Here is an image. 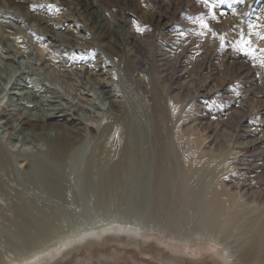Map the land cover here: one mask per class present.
<instances>
[{"label":"rangeland","instance_id":"obj_1","mask_svg":"<svg viewBox=\"0 0 264 264\" xmlns=\"http://www.w3.org/2000/svg\"><path fill=\"white\" fill-rule=\"evenodd\" d=\"M102 1L100 5L105 12L99 14L84 10L78 0H0V136L3 133L0 141L11 152L12 186L26 197L30 195V200L45 203L46 216L50 219L42 224L29 221L32 217L14 208L0 187V202L8 208H5L8 213L0 210V264L9 256L15 260L32 258L74 234L112 223L156 229L171 220L169 214L158 212L155 205L153 175L157 146L152 130L153 113L143 96L151 79L155 83L151 87L153 94L174 99L181 105L183 129L198 133L209 149L226 152L234 161L238 176L235 187L249 199L264 200V147L259 146H264V131L257 123L264 120V65L254 55L227 45L228 41L236 44L241 34L245 35L239 24L234 23L237 18L250 23L256 20L264 28V0H224L223 3L209 0L215 6L212 10L203 0H135L128 5L117 0ZM227 4L230 7L226 14L217 16L215 10ZM132 11L138 19L129 22L128 32L139 43L138 49L122 41L126 31L120 22ZM158 12L167 15L166 29L145 24V20L154 19ZM199 16L205 18L212 32H206L194 22ZM202 31L204 35L200 34ZM220 36L225 38L223 46ZM40 43L48 47L51 56L47 66L60 73L53 78L35 53ZM134 57L140 59L141 65L133 64ZM71 86L75 87V93ZM28 89L39 92L38 99L30 105L32 110L24 105ZM55 108L80 115L83 125L63 119L58 122L67 124L69 130L49 125L29 129L15 115L47 114ZM4 112L10 115L5 117ZM84 125L90 129L84 130ZM121 131L123 134L118 137ZM64 133L87 145L80 149L83 152H77L82 158L76 154L56 163L47 145ZM113 134L118 137V144ZM110 143L115 144L118 153L106 162V169L95 168L93 154ZM27 150L33 155L26 154ZM124 150L129 153L122 174L125 177L121 175L120 185L111 191L102 181L109 178ZM49 172L62 178V184L56 185L59 187L50 183L52 189L47 186ZM51 191H61V195ZM34 194L38 198L32 197ZM261 203L258 205L264 209ZM196 220L197 217L191 219V224L186 223L189 227H184L196 231ZM147 236L148 240L133 239L109 231L100 240L84 241L41 264H230L221 261L217 253L221 249L210 244L185 245L174 252L160 244L156 232ZM236 243L234 239L227 245L235 248Z\"/></svg>","mask_w":264,"mask_h":264},{"label":"bare ground","instance_id":"obj_2","mask_svg":"<svg viewBox=\"0 0 264 264\" xmlns=\"http://www.w3.org/2000/svg\"><path fill=\"white\" fill-rule=\"evenodd\" d=\"M78 1L80 2L81 6H82V8H84V10H90V11H93L95 13L97 12L99 14L101 11H103L102 13L105 12V9L102 8L100 5L101 2H104L102 0H78ZM117 1H122L124 3V5H128V3L133 2L135 0H117ZM25 2L27 3V1H25ZM229 7H230L229 4H227L223 8L215 10V13L217 14V16L226 14ZM132 12L133 13L125 14V18L123 17L121 19L120 23L124 26L125 31H126V34L123 36L122 41H124L125 44H127L128 46H136V48L138 49L137 46L139 43L137 44V40L134 39L133 37L129 36L130 34L128 32L129 22L132 19H138V16L136 15V13H134V11H132ZM263 18L264 17H262V19ZM254 19H256V16ZM246 20H244V18H240V19L237 18L234 20V23L239 24V26L242 28L243 32H245V35H246V36L244 35L245 38L251 40L252 47L256 50L254 53V56L257 57L260 62L264 61V53L260 52V49H264V31L262 32V30L264 28L261 29L262 26L259 25V23L256 20H255V23H250ZM145 24L155 26L156 28H159V29H166V27L168 26L167 15L165 13L158 12L154 19L145 20ZM260 30L262 33L260 32ZM7 32H9V29L7 30ZM7 32H5V33L8 35ZM11 32H13V31H11ZM11 36H13V35L11 34ZM9 38H10V36H9ZM11 42H12V40H11ZM228 42L229 43H227V45H230V46L235 45L231 41H228ZM43 43H45V42H43ZM12 44H13V42H12ZM16 45H14V46L16 47ZM35 47H37V46H34V49H35ZM242 52H245V51H242ZM35 53H36V55L38 54V56L45 62V68L44 69L48 72L49 75H51L52 78L55 77L53 75H55V74L59 75L60 74L57 72V70L55 72L54 70L50 69L53 67L49 68L47 66L49 61H51L49 59L51 56L49 57V55H50L49 50L45 44L39 45L37 48V51ZM126 56H127V54H126ZM36 58H37V56H36ZM60 61H61V59H60ZM132 61H133V64L136 66L141 65V61L138 57L132 58ZM56 65H54V66L56 67ZM44 69H43V71H44ZM130 71L131 70H129V73H130ZM47 72H45V73H47ZM66 72H67V70L65 71V73ZM100 73H102V72H100ZM57 79H56V81H57ZM60 81H61V78H60ZM53 83H55V82H53ZM65 83L68 84V81ZM66 84H65V86L67 87ZM154 84H155L154 80L151 79L149 81V85H148L149 88L146 90L143 88L144 90L143 89L142 90L145 91V93H146V95H143L144 97L146 96V99H145L146 105L149 107V109L153 113V129L152 130H153V133L155 135V143L157 146V161H156L157 165H156L155 172L153 175V179H154L153 184L155 186V196H157V204H155V205H156V210L158 212H160V213L162 212V215H163V213L169 214V216H171V220L169 222L166 220L167 224H163L162 226H157L156 229L147 228V227L145 229H142L140 227L134 226L135 224L134 225H130V224L124 225V224L112 223V224L106 225L104 227L91 229V230H87V231H82V232H79L78 234H74L73 236L69 237V239H64L60 242V244L51 246L47 250L39 253L38 255H36L32 258H29V259L15 260L11 256H9L8 258H6V260H4V264H41V262H45L47 260H52L57 255L63 253L66 250H69L72 246H74V247L79 246L84 241L100 240L109 231H112V233H116L118 235L123 234V235H126L128 237H133V239H139V237H140L141 239H146V240L149 239V237L147 235H151L152 231H153V232H156L157 234H159V236L156 239L158 241H160V244H162L165 248H167L171 251H174V252L175 251L178 252V249L180 250L181 247L185 246V245H198V244L203 243V244H210V246L221 249V251L217 250V253H218V257L224 263H230V264H264V209H262V207L260 205H258L261 202H262L261 204L264 205V200L263 201L259 200V202H260L259 203L256 200V198L253 199L254 197L252 199H249L248 198L249 196L247 197L245 195V193H243L240 190V188L235 187V185L237 184V180H238L237 177L238 176H237V172H236V170H237L236 164L234 163V161L229 159V157L225 154L226 152L225 153L224 152H215V151H212L211 149H209L204 138L201 135H199L198 133L194 132L193 130L183 129L182 125H181V118H180V115L182 112L181 105H179L178 102L175 101L174 99H166L161 94H157V95L153 94L154 93L153 88H151V87H153ZM62 85H63V83H62ZM25 86H24V88H26ZM137 87H139L141 89V86L137 85ZM28 88H30V87H28ZM40 88H42V87H40ZM68 90H70V89H68ZM71 90L74 93L76 91L74 86H71ZM21 93H22V91H21ZM145 93H143V94H145ZM18 94H20V93H18ZM20 95H22V94H20ZM23 95H25L24 92H23ZM38 95H39L38 91L36 92L33 89L29 90L26 93L27 99L24 101L25 107H27V108L29 107L31 109L30 105L32 104V102H34L38 99V97H39ZM77 95H80V94H77ZM42 96H43V94H42ZM50 97H51V94H50ZM42 98H44V96ZM3 99H2V101H3ZM23 99H25V98L23 97ZM51 99H53V97ZM19 100H18V103L21 101V100L20 101ZM12 102H14V101H12ZM37 103H39V102H37ZM49 103H50V101H49ZM40 104H42V102H40ZM40 104L37 105V108ZM11 106H13V104ZM14 107L15 106H13V108ZM59 108L58 109L55 108L52 110L50 109L51 112L49 111V112H47V114H43L42 112H41V114H39L40 112L38 111L39 113L34 114V115L30 114L28 116H25L22 113L21 114L17 113L15 115H17L18 121H20L23 125H25L29 129L36 128L40 125L41 126L45 125V127L47 125H49V127L52 126V127H54V129L59 128L62 131H64V130H69L68 125L65 123H59L58 121H62L63 119L68 121L70 119L74 122L80 123L83 120V119L81 120V118L79 117L80 115L76 116V114L74 115L70 111L67 112V111L63 110L62 108L61 109H59ZM15 110H16V107H15ZM66 110H68V109H66ZM17 112H19V111H17ZM0 113H2V112H0ZM9 115L10 114L4 112L5 117H8ZM83 122H85V121H83ZM94 122H95V120H94ZM97 122H98V120H97ZM257 123H258V127L260 128V130L264 131V120H260ZM89 124H91V123H89ZM81 125H83V124H81ZM81 125H80V127H82ZM128 125H127V127H128ZM107 126L108 125H106V127ZM78 128H79V126H78ZM38 129H40V128L38 127ZM59 129H57V130H59ZM88 129H90V126L84 125V130H88ZM70 130H72V128ZM111 130H113V129L111 128ZM127 131L129 132V129ZM81 132H82V130H81ZM109 132H110V129H109ZM67 133H69V132H67ZM86 133L87 132H85V134ZM1 134H2V136H0V139L2 140L3 139V133H1ZM122 134H123V131H121V133L118 135V137H121ZM130 134H131V132H130ZM68 135L64 133V134H62V136H59V137L57 136V140L55 138L54 141L52 140L53 138L52 139L50 138V140H52L51 144H49V145H47L48 143L46 144L47 146H50L49 147L50 148L49 149L50 150V156L56 161V163H57V160L58 161H65L67 159H71L72 157H74L77 154V152L82 151V150H80V149H82V146L84 144L82 142V140L79 141V139H78V142H77L74 140L75 136H74V138H72L73 135H72V137H70L71 135L70 136H68ZM74 135H76V134L74 133ZM113 136H114V134H113ZM9 137H10V135H9ZM103 137H106V135L105 136L103 135ZM107 138H108V136H107ZM117 138L115 137L114 141H116ZM47 140L49 141V139H47ZM55 140H56V142H55ZM109 140H112V139H109ZM117 141H116V143H117ZM113 143H115V142H113ZM125 144H123V145H125ZM84 145H87V144H84ZM259 146L261 148L264 147L261 145H259ZM125 147H126V145H125ZM84 148H85V146H84ZM95 149H97V148H95ZM121 150H123V148ZM127 150L129 151V149H127ZM93 153H95V152H93ZM117 153H118V149L115 146V144H111V143L107 144V145L105 144L104 147H102L98 150V153L93 154L96 156L95 162H94L95 168H97V169L104 168V165H106V162L112 160L116 156ZM26 154L33 155V153L28 151V150L26 151ZM10 156H11V152H10L9 148H7L6 146H2V142H1V144H0V169L2 170V173L0 174V187L4 190V194L9 198V200H11L14 208L17 207L23 214L32 217V219L29 221H33L36 224H42L43 222L48 223V221L50 219L48 220V218L46 216L47 213L45 211V208L47 205L45 203L41 204L37 201H33L32 199L30 200L28 198L30 196L29 194H28L29 196L26 197L22 192H20L21 190L19 191V190L15 189V187L12 186V184H13V182H11L13 179L12 173H11L12 172V160H11ZM81 156H83V155H80L79 157H81ZM112 156H113V158H112ZM128 158H129V153L126 150H124L122 153V157H121L120 162H118L117 164H115L112 167L113 169H112V171H110L111 173L109 172V174H111L110 176L108 175L109 178L104 179L102 181V184L107 185V188H109L111 191L115 190L120 185V182H119L121 180L120 176L124 173L125 162ZM117 160H119V159L117 158ZM129 161H131V160H129ZM127 162H128V160H127ZM36 164H37V162H36ZM33 166H35V165H33ZM33 166H32V168H33ZM38 166H39V164H38ZM91 167H92V165H91ZM56 168H58V167L56 166ZM104 169H106V168H104ZM253 169H254V167H253ZM56 170L58 171L59 169H56ZM60 171H61V169H60ZM41 172H42V169H41ZM50 173H52V172L48 173V175L51 176L50 180L48 182V185H47L49 188H50L49 183L53 186H56L62 182V178H60V179L56 178L55 176L51 175ZM151 176H152V174H151ZM122 177L124 179L125 176L122 175ZM40 178H39V180H40ZM260 179H261V177H260ZM39 180H38V182H39ZM40 181H42V180H40ZM39 183H41V182H39ZM29 185L30 184H28V186ZM64 185H65V181H64ZM36 186H37V184H36ZM56 187H59V186H56ZM60 187H62V186H60ZM45 188H46V186H45ZM120 188H121V186H120ZM147 188H149V187H147ZM38 189H40L41 192H43V191L45 192V189L42 187H38ZM38 189L35 188V191ZM50 189H52V188H50ZM60 190H61V188H60ZM51 192H48V193L50 194ZM29 193H30V191H29ZM35 193H37V191ZM99 193H100V191H99ZM101 193H103V192H101ZM53 194L56 196L57 195L59 196V195H61V191H58V192L53 193ZM37 195L39 196V194H37ZM44 195L45 194H43V196ZM262 195H264L263 192H262ZM262 195L259 194V196H262ZM33 196L37 197L35 194L32 195V197ZM260 199H262V198H260ZM41 201H43V200H41ZM5 206H6L5 204H4V206H2V203L0 202V210H2L3 213L7 212L5 209L7 207H5ZM50 207L51 206L48 205L49 209H50ZM150 209L152 210V207ZM160 213H158V214L156 213V215L158 216ZM10 215H11V213H10ZM8 217H9V215H8ZM49 217H51V216L49 215ZM195 217H197V219H198V220H196V221H198L197 226H196V231L190 232L189 229L184 227V225L191 224L190 220L193 219V221H194ZM9 218H7V219H9ZM21 219H22V217H21ZM161 219H164V218H161ZM5 221L7 222L9 220H5ZM12 221H13V219H12ZM196 221L194 223H196ZM162 223H163V221H162ZM186 223H188V224H186ZM30 224H32V222ZM188 227H189V225H188ZM234 239L237 241V243H236L237 246L235 248H233V246L232 247L228 246L227 245L228 242L230 240L233 241Z\"/></svg>","mask_w":264,"mask_h":264},{"label":"snow or ice","instance_id":"obj_3","mask_svg":"<svg viewBox=\"0 0 264 264\" xmlns=\"http://www.w3.org/2000/svg\"><path fill=\"white\" fill-rule=\"evenodd\" d=\"M224 0H219V3H223ZM203 3L209 7L210 10H212L215 6L213 4L209 3V0H203ZM35 7V6H33ZM213 19H215V13L213 12ZM195 23H198L201 27V29L205 30L206 32H212V29L209 27L208 23L205 22V18L203 16H199L194 21ZM201 35H204L205 32H201ZM213 35H216L215 33H212ZM221 41V45L224 44V36L219 37ZM234 48H239L241 51L247 52L249 55H254L255 49L252 47V42L249 39H246L243 34H241V38L235 45H233ZM261 53H264V49H260ZM262 64H264V61H261Z\"/></svg>","mask_w":264,"mask_h":264}]
</instances>
